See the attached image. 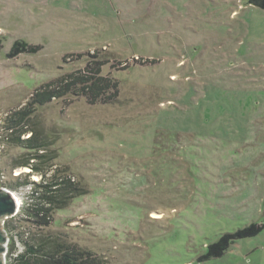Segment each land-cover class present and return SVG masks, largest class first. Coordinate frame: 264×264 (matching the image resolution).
<instances>
[{
  "label": "rangeland",
  "instance_id": "rangeland-1",
  "mask_svg": "<svg viewBox=\"0 0 264 264\" xmlns=\"http://www.w3.org/2000/svg\"><path fill=\"white\" fill-rule=\"evenodd\" d=\"M0 36V188L22 206L28 187L15 184L30 171L19 167L29 152L7 142L2 122L42 85L83 70L87 53L119 84L116 100L68 95L25 122L57 151L49 169L68 167L89 192L49 228L20 214L3 220L5 264L23 233L75 243L97 264H264V229L199 260L222 233L264 218L262 9L246 0H0ZM18 39L40 50L8 59Z\"/></svg>",
  "mask_w": 264,
  "mask_h": 264
},
{
  "label": "trees",
  "instance_id": "trees-1",
  "mask_svg": "<svg viewBox=\"0 0 264 264\" xmlns=\"http://www.w3.org/2000/svg\"><path fill=\"white\" fill-rule=\"evenodd\" d=\"M246 1L248 5L256 6L264 11V0ZM2 41L0 36V51ZM39 50L40 46L18 39L14 41L13 46L6 53V57L13 59L21 53H37ZM94 55L95 51L87 53L90 60L83 70L79 69L65 74L53 82H47L31 93L24 106L9 114L7 119L2 122L7 142H12L13 145L29 152V159L19 167H28L30 171L25 173V179L21 183L15 184V188L18 189L24 186L28 187L26 201L14 216L20 214L23 216V220L38 230L49 228L53 224L54 214L57 210L67 208L74 198L85 195L89 191L84 187V184L82 186L80 181H77L69 173L68 167L59 166L49 169L52 161L57 158V151L49 150L50 145L47 144L46 138L42 137L40 132L24 127V124L28 119L31 121L37 107L45 106L64 96H80L91 105L105 104L116 100L119 94V84L109 75L101 74V67L105 63L96 61ZM91 59L95 61H91ZM136 60L139 59L136 58ZM126 67V64L122 66L123 69ZM23 135L30 136L21 139ZM20 176L17 175V177ZM30 176H39L40 178L35 181L29 178ZM263 229L264 218L262 222H251L234 232H224L215 242L207 246L206 253L199 260L219 258L225 255L236 241L256 236ZM21 236L22 250L19 254L10 256L9 264H97L98 262L90 251L79 248L75 243L61 241L58 236L54 237V235L44 233L33 235L23 233Z\"/></svg>",
  "mask_w": 264,
  "mask_h": 264
},
{
  "label": "water",
  "instance_id": "water-1",
  "mask_svg": "<svg viewBox=\"0 0 264 264\" xmlns=\"http://www.w3.org/2000/svg\"><path fill=\"white\" fill-rule=\"evenodd\" d=\"M13 195L12 191L0 188V264H5L4 255L7 252L8 241L1 229L2 221L12 218L20 210L19 203Z\"/></svg>",
  "mask_w": 264,
  "mask_h": 264
},
{
  "label": "bare ground",
  "instance_id": "bare-ground-1",
  "mask_svg": "<svg viewBox=\"0 0 264 264\" xmlns=\"http://www.w3.org/2000/svg\"><path fill=\"white\" fill-rule=\"evenodd\" d=\"M35 178H36V177H35ZM13 194H14L13 196L15 197V199L17 200V202L19 203V207H20V205H21V200H20V198L17 196V193H14V192H13ZM152 216H153L154 218H158V217H160V215H159V214H156V213L153 214Z\"/></svg>",
  "mask_w": 264,
  "mask_h": 264
},
{
  "label": "built area",
  "instance_id": "built-area-1",
  "mask_svg": "<svg viewBox=\"0 0 264 264\" xmlns=\"http://www.w3.org/2000/svg\"><path fill=\"white\" fill-rule=\"evenodd\" d=\"M6 255V254H5Z\"/></svg>",
  "mask_w": 264,
  "mask_h": 264
},
{
  "label": "clouds",
  "instance_id": "clouds-1",
  "mask_svg": "<svg viewBox=\"0 0 264 264\" xmlns=\"http://www.w3.org/2000/svg\"><path fill=\"white\" fill-rule=\"evenodd\" d=\"M18 213V212H17Z\"/></svg>",
  "mask_w": 264,
  "mask_h": 264
}]
</instances>
